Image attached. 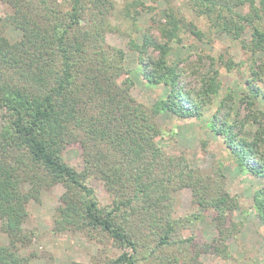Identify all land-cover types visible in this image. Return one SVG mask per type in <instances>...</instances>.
Segmentation results:
<instances>
[{"label": "trees", "instance_id": "16d2710c", "mask_svg": "<svg viewBox=\"0 0 264 264\" xmlns=\"http://www.w3.org/2000/svg\"><path fill=\"white\" fill-rule=\"evenodd\" d=\"M0 2L10 11L0 17V231L8 238L0 246V264L29 263L20 254L32 236L24 228L28 203L56 185L64 191L52 233H78L101 245L89 264H203L202 253L239 264L227 240L238 239L244 221L234 218L240 207L225 189L221 163L212 175H202L183 155L166 153L156 141V120L168 113L195 122L206 114L208 126L200 130L220 139L242 171L261 179L250 213L264 226V111L253 108L264 97L258 86L264 67L256 56L264 52V0H187L188 9L206 21V32L169 5L161 42L147 31L142 44L128 35L145 85L165 91L150 105L132 96L122 49L106 44V34L114 31L112 0ZM150 9L143 0H124L119 14L135 34L139 16ZM6 28L19 30V40L8 41ZM183 31L200 42L212 43L216 35L239 42L250 60L244 89L221 93L220 70L238 66L228 53L207 55L208 68L199 74L170 63L171 43H180ZM76 143L81 169L62 158ZM90 178L100 182L110 204L98 203L87 186ZM186 187L200 210L177 216L174 194ZM206 213L216 235L199 243L193 229ZM107 243L120 253L108 255Z\"/></svg>", "mask_w": 264, "mask_h": 264}, {"label": "rangeland", "instance_id": "374dc122", "mask_svg": "<svg viewBox=\"0 0 264 264\" xmlns=\"http://www.w3.org/2000/svg\"><path fill=\"white\" fill-rule=\"evenodd\" d=\"M62 1V0H61ZM124 0H112L115 8L110 17V24L114 28L113 32L106 34V44L122 49L124 52V68L128 71L129 77L134 81L132 96L144 105H150L157 98L164 97L165 91L160 86L148 87L141 76V68L138 64L136 52L130 50L127 45L128 35H131L136 43L142 44V32L147 31L154 39L161 42L160 28L165 23L164 9L169 5L176 9V14L184 17L186 21H191L201 31H207V23L202 18H197L187 6V0H143L149 11L141 13L137 20L138 32L133 34L131 24L128 20L122 19L119 10ZM169 1V4H167ZM9 9L0 2V17L6 16ZM250 29H246L244 38H250ZM8 41L19 40L21 33L13 28L4 30ZM180 43H171V53L169 62L189 70H197L198 74L208 68L209 61L207 55L217 57L219 54L228 55L238 64L230 72L220 70V80L222 83L221 93L227 88L233 92H241L245 86V80L249 73V54L242 50L239 42H231L225 35L212 37L210 43L207 38L202 42L196 40L189 32L180 33ZM154 52L149 50L152 56ZM258 64L264 67V52L256 54ZM184 60H187L184 62ZM183 63L184 65H182ZM185 78V77H184ZM192 80V77L186 81ZM185 79L183 80V82ZM258 86L264 93L263 80L258 82ZM154 87V88H153ZM238 97V93L236 98ZM233 107H238V102ZM255 110L264 111V97L259 98L258 104L253 107ZM242 113L244 111L240 109ZM208 121V120H207ZM157 126L161 130V135L156 139L160 147L168 154L183 155L187 162L198 169L202 175H212L215 163H221V174L225 189L231 195L237 197L240 210L234 213L237 221H244V226L238 235V239L229 238L227 245L230 252L237 258L239 264H264V226L252 215L250 206L252 204L253 191L261 187L262 181L251 174L242 171L223 146L220 139L213 136L209 131L202 129L208 126L206 114L195 122H183L172 117L168 113L161 114L156 120ZM250 137V134H247ZM203 142H207L203 146ZM63 161L67 164L81 169V146L70 144L62 152ZM217 179V182L219 178ZM87 186L94 191L95 198L100 205L110 204L111 198L100 182L95 178L87 181ZM64 189L61 185H56L41 194L40 201L31 200L28 203V218L24 223V228L32 232L29 245L21 250L20 254L29 257L28 264H69L71 262L89 264L91 259L102 249L101 245L88 241L78 233H52V222L55 216V208L59 204V197ZM175 215L183 216L189 213H196L200 209L194 208L192 204V192L190 188L179 189L175 194ZM206 217L198 221L193 229L196 242H210L216 235L211 214L206 213ZM8 244L6 234L0 231V246ZM107 246V254L117 256L120 251ZM200 259L203 264H230V260H225L211 253H202Z\"/></svg>", "mask_w": 264, "mask_h": 264}]
</instances>
